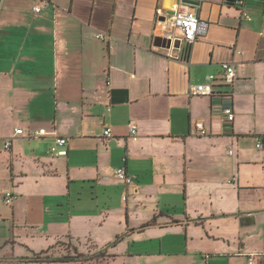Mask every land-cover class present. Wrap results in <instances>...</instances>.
Masks as SVG:
<instances>
[{
	"label": "crops",
	"instance_id": "obj_1",
	"mask_svg": "<svg viewBox=\"0 0 264 264\" xmlns=\"http://www.w3.org/2000/svg\"><path fill=\"white\" fill-rule=\"evenodd\" d=\"M184 1L0 0V257L31 264L25 226L102 264H264V0ZM189 8L207 24L189 54L157 47ZM207 76L214 96H193Z\"/></svg>",
	"mask_w": 264,
	"mask_h": 264
},
{
	"label": "built area",
	"instance_id": "obj_2",
	"mask_svg": "<svg viewBox=\"0 0 264 264\" xmlns=\"http://www.w3.org/2000/svg\"><path fill=\"white\" fill-rule=\"evenodd\" d=\"M247 0H235L234 4L237 7H244ZM192 7V6H189ZM193 8V7H192ZM34 11L39 13V7H35ZM164 21L161 23L165 24V34L164 37L166 41L171 42V47L179 46L181 48L183 45H186L188 49L190 46L197 41L199 35L206 32L207 24L203 22L198 13L191 8L185 12H176L173 16L169 18L163 16ZM99 39H103V36H99ZM187 55L189 54L186 53ZM222 69L224 72V83L227 87L232 88L237 79L236 67L233 63H223ZM213 76H207L205 82L201 85L194 87L191 91L193 96H214V83ZM224 98H230L231 94L226 93L223 95ZM223 114L228 123H233L235 121L236 115L232 104H229L224 107ZM196 130L201 136H206L207 132L203 123L196 124ZM131 134L135 137L137 135V127L131 126ZM23 130H15V135H23ZM111 135V129L107 128L104 130V136L109 137ZM35 138L47 137L48 133L45 130H39L33 135ZM67 139L65 138H56L55 145L51 148V153L56 157H62L67 155L66 146ZM12 139H7L5 141L4 148L7 152L11 151ZM256 148L262 150L264 148V142L259 140ZM232 155V152H230ZM117 178L124 182L126 185H130L132 180L127 176L126 170L124 168L120 169L117 172ZM15 197L12 193H6L4 198V203L8 206L13 204ZM248 264H256V259L254 256L248 257Z\"/></svg>",
	"mask_w": 264,
	"mask_h": 264
},
{
	"label": "rangeland",
	"instance_id": "obj_3",
	"mask_svg": "<svg viewBox=\"0 0 264 264\" xmlns=\"http://www.w3.org/2000/svg\"><path fill=\"white\" fill-rule=\"evenodd\" d=\"M3 197L4 195L3 196L0 195V206H4V203L2 202ZM41 229L31 231L28 227L25 226L20 229V232L22 233L21 241L20 243L18 242V245H16L14 249L17 255L20 254L19 256H25V258H28L29 260L33 259L35 255H40L48 252L50 256H53L55 258L68 257V256L76 257L77 255L73 253V251L71 250L72 245L76 246L79 249L80 253H84L81 246L85 245L87 241L79 242L76 239L71 241L70 238L68 237H66L65 239L57 238L56 240H54L53 239L54 237H52L50 241L48 240V242L44 243L43 240L40 239L41 236L40 232H42ZM44 231L46 232V229ZM27 233L28 234L32 233V235L31 236L27 235ZM103 260L104 259L101 256L91 255L90 257H87V259L85 260L80 259L77 260L76 262H72V264H102ZM19 261L20 260L16 258H11L10 256L0 257V264H25V263H19ZM41 264H49V263H41Z\"/></svg>",
	"mask_w": 264,
	"mask_h": 264
},
{
	"label": "trees",
	"instance_id": "obj_4",
	"mask_svg": "<svg viewBox=\"0 0 264 264\" xmlns=\"http://www.w3.org/2000/svg\"><path fill=\"white\" fill-rule=\"evenodd\" d=\"M185 54L190 52V49L186 48L184 50ZM156 223V218L153 219L149 225H154ZM148 226V225H147ZM49 253V252H48ZM48 253H44V254H40V255H35L33 257V259L29 260L28 258H25L24 260L27 262V263H35V264H41V263H49V264H62V263H72V262H76L77 260H80V259H87V257L83 256V255H79V256H76V257H72V256H68V257H53V256H50ZM98 256H101V257H104V253L103 252H100L98 254Z\"/></svg>",
	"mask_w": 264,
	"mask_h": 264
},
{
	"label": "water",
	"instance_id": "obj_5",
	"mask_svg": "<svg viewBox=\"0 0 264 264\" xmlns=\"http://www.w3.org/2000/svg\"><path fill=\"white\" fill-rule=\"evenodd\" d=\"M184 4L186 5H190V6H197L198 3L194 2V1H184ZM157 47H171V42L170 41H166L165 39H158L157 40Z\"/></svg>",
	"mask_w": 264,
	"mask_h": 264
}]
</instances>
